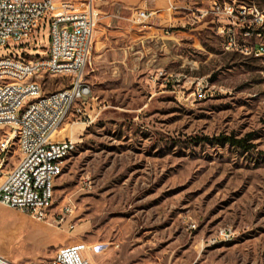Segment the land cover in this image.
Segmentation results:
<instances>
[{"label":"rangeland","instance_id":"rangeland-1","mask_svg":"<svg viewBox=\"0 0 264 264\" xmlns=\"http://www.w3.org/2000/svg\"><path fill=\"white\" fill-rule=\"evenodd\" d=\"M145 1L94 3L83 73L92 96L85 115L73 109L59 127L86 126L56 183L52 211L69 203L73 212L58 224L0 210L8 227L0 245L19 251L9 261L48 264L55 247L84 242L94 264H264L262 61L226 51L217 19L195 16L211 0H173V9L169 0ZM138 8L156 13L135 22ZM33 41L22 57L48 52V29ZM18 52L0 50L6 59ZM40 80L49 93L71 77ZM221 135L247 138L251 148L212 141ZM14 142L10 167L19 159ZM41 224L53 229L48 248Z\"/></svg>","mask_w":264,"mask_h":264},{"label":"built area","instance_id":"built-area-1","mask_svg":"<svg viewBox=\"0 0 264 264\" xmlns=\"http://www.w3.org/2000/svg\"><path fill=\"white\" fill-rule=\"evenodd\" d=\"M101 1L87 0L85 9L74 10L65 0H0V50L21 49L14 59L0 54V127L12 130L0 137V202L37 221L53 219L62 224L73 212L69 203L52 211L58 177L77 142L57 139L59 130H52V123L67 118L73 109L85 115L92 89L83 73L98 22L94 3ZM169 1L170 9L175 8L174 1ZM196 12L198 18L217 19L226 51L260 58L264 75V6L258 0H211L210 6ZM154 13L138 8L133 20L143 22ZM241 27H248L247 35H240ZM42 28L48 29V52L22 57ZM45 74L71 77L67 86H73V93L61 95V89L44 93L40 79ZM27 103H34V110H27ZM15 138L19 159L10 167ZM87 250L84 242L61 246L50 264H94L85 255ZM5 261L10 262L0 256V264Z\"/></svg>","mask_w":264,"mask_h":264},{"label":"crops","instance_id":"crops-1","mask_svg":"<svg viewBox=\"0 0 264 264\" xmlns=\"http://www.w3.org/2000/svg\"><path fill=\"white\" fill-rule=\"evenodd\" d=\"M74 123H77L78 124V126H77V128H75V129H73V124ZM84 123H80V122H72L70 125H69V127L66 129V131L64 130H60L59 129V131H58V133H57V139H65V138H71V139H73L74 141H78L77 139H79L80 138V136L83 134V131H84V129H85V127L86 126H84L83 125ZM0 210L1 211H8V212H19L21 215H23V216H28V214H26V213H24V212H22V211H20V210H18V209H14V208H10V207H8V206H6V205H4V204H2L1 202H0ZM45 223H47V222H45ZM41 227L45 230V231H48L49 233H50V236H47L46 238H45V240H43L42 242H40V244H43V246H45V247H49V245L51 244V243H53L54 242V240H53V238L51 237V233H52V231H53V229L52 228H50L49 226H46L45 224H41ZM49 227V228H48ZM8 231V227L7 226H5L4 224H2V222L0 221V238L2 239V238H5V237H7V232ZM64 242H65V240H64ZM66 243V242H65ZM58 248H59V246H57V247H55V249H54V251H52L51 253H49V255H50V257L51 258H54V256H55V254H56V251L58 250ZM16 252H19V251H13V250H5V249H3L2 248V246L0 245V256H2V257H4V258H6L7 259V257L9 256V255H13V254H15ZM90 258V257H89ZM91 259V258H90ZM10 262H13V261H10ZM24 264L23 263V260H21V259H18L16 262H13V264ZM51 263V261L49 260L48 261V264H50Z\"/></svg>","mask_w":264,"mask_h":264},{"label":"trees","instance_id":"trees-1","mask_svg":"<svg viewBox=\"0 0 264 264\" xmlns=\"http://www.w3.org/2000/svg\"><path fill=\"white\" fill-rule=\"evenodd\" d=\"M209 139V138H205ZM210 141V140H209ZM212 141H216L217 143L230 144L233 146H238L244 149H250L251 145L248 143L247 138H237L233 135H221L212 139Z\"/></svg>","mask_w":264,"mask_h":264},{"label":"bare ground","instance_id":"bare-ground-1","mask_svg":"<svg viewBox=\"0 0 264 264\" xmlns=\"http://www.w3.org/2000/svg\"><path fill=\"white\" fill-rule=\"evenodd\" d=\"M240 35H247L248 34V27H241L240 28ZM73 93V86H68L61 89V95H68ZM27 110H34V103H27ZM65 118H61L59 123H52V130H58L62 122ZM13 136V134H12ZM77 147V143H76ZM90 248V246H88ZM6 264H13L12 262L5 261Z\"/></svg>","mask_w":264,"mask_h":264}]
</instances>
